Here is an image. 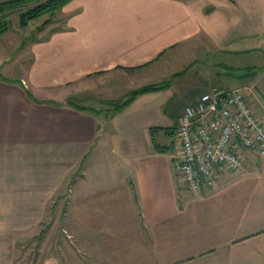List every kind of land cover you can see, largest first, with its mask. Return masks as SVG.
Segmentation results:
<instances>
[{"label": "crops", "instance_id": "crops-1", "mask_svg": "<svg viewBox=\"0 0 264 264\" xmlns=\"http://www.w3.org/2000/svg\"><path fill=\"white\" fill-rule=\"evenodd\" d=\"M55 15L21 78L0 76V264H26L29 237V264H264V156L248 150L241 169L189 190L174 84L114 116L106 105L166 81L151 78L178 49L215 66L246 53L263 67L246 85L202 79L195 99L251 87L264 120V0H72ZM193 63L174 78L181 96Z\"/></svg>", "mask_w": 264, "mask_h": 264}, {"label": "built area", "instance_id": "built-area-1", "mask_svg": "<svg viewBox=\"0 0 264 264\" xmlns=\"http://www.w3.org/2000/svg\"><path fill=\"white\" fill-rule=\"evenodd\" d=\"M251 87H211L189 103L177 128L175 169L189 190L214 187L243 167L246 151L264 156V120L250 102Z\"/></svg>", "mask_w": 264, "mask_h": 264}, {"label": "rangeland", "instance_id": "rangeland-1", "mask_svg": "<svg viewBox=\"0 0 264 264\" xmlns=\"http://www.w3.org/2000/svg\"><path fill=\"white\" fill-rule=\"evenodd\" d=\"M48 16H45L41 19L34 20L30 22V24L24 28L19 25V18L16 13L10 14V19L12 22L11 29L7 31L2 37H0V76H5L10 80L19 79L24 71L29 67V63L32 59L31 53L28 50L29 45L33 39L38 36L46 37L50 34V29L57 22L64 23V18H59L57 21L56 15H53L52 22L47 24L46 26H42L43 21H45ZM42 28V29H39ZM44 29V30H43ZM43 30V31H42ZM174 55L169 59L168 65L163 68L162 74H157L154 76V80H173L172 83L175 86L177 91V96L174 100L175 105L181 103L185 107L192 103L195 98L198 96L199 89L193 88L195 85H200L202 79H207V83H226V85L233 86V84L238 85H246V68L252 65L253 57L247 56L246 53L238 55V56H220V63L226 64L229 66H219L209 65L215 63V61H211L210 59L204 58L203 61L197 60V54L194 50L184 48L182 50H176L170 52L168 56ZM168 61V60H167ZM198 61V62H197ZM193 63L192 65V73L190 78L193 80L190 81L192 87L189 88L190 93L185 96H181V91H179V87L181 84L175 82V79H172V74L175 72H179L188 67V64ZM202 69V71H201ZM201 72V73H199ZM165 73V74H164ZM209 73L214 76L213 80L210 79ZM203 74V75H202ZM208 74V75H206ZM165 75V76H164ZM136 85H144L143 77L139 78L136 81ZM128 84H122V92H125L128 89ZM134 87V86H133ZM181 90V89H180ZM121 92V93H122ZM39 96L44 94H38ZM190 96H193L190 98ZM77 101L82 102L80 98H75ZM184 103V104H183ZM161 143L165 144L161 139L159 140ZM49 219V216H48ZM43 228V226H42ZM34 239L33 237L27 238L24 240L22 245L25 246V250L22 251L19 256L25 257L26 264H29L30 261L34 260L35 248H34Z\"/></svg>", "mask_w": 264, "mask_h": 264}, {"label": "trees", "instance_id": "trees-1", "mask_svg": "<svg viewBox=\"0 0 264 264\" xmlns=\"http://www.w3.org/2000/svg\"><path fill=\"white\" fill-rule=\"evenodd\" d=\"M72 0H5L0 2V37H2L7 31L11 29L10 14L16 13L19 18V25L24 28L34 20L41 19L45 16L48 18L43 21L42 26H46L52 22V17L56 12L61 10L65 5L70 3ZM263 69L260 67L246 68V76H255L259 70ZM186 70L176 73L172 79L183 75ZM173 80H166L157 84H149L139 88H136L124 97L111 100L106 103L109 114L114 116L117 113L122 112L130 104H132L140 95L167 89L171 86ZM31 97V95H30ZM79 109H85L84 106H77ZM94 111H96L94 109ZM102 111V110H97ZM156 146L159 145L156 143Z\"/></svg>", "mask_w": 264, "mask_h": 264}]
</instances>
